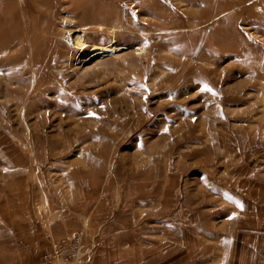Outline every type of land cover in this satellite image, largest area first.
<instances>
[{
  "label": "rangeland",
  "instance_id": "1",
  "mask_svg": "<svg viewBox=\"0 0 264 264\" xmlns=\"http://www.w3.org/2000/svg\"><path fill=\"white\" fill-rule=\"evenodd\" d=\"M0 264H264V0H0Z\"/></svg>",
  "mask_w": 264,
  "mask_h": 264
},
{
  "label": "bare ground",
  "instance_id": "2",
  "mask_svg": "<svg viewBox=\"0 0 264 264\" xmlns=\"http://www.w3.org/2000/svg\"><path fill=\"white\" fill-rule=\"evenodd\" d=\"M77 39H79V38H77ZM75 43H76V42H75ZM75 43H74V44H75ZM77 43H78V42H77ZM79 47H80V45H79ZM81 47H82V46H81ZM100 50H101V49H96L95 51H100Z\"/></svg>",
  "mask_w": 264,
  "mask_h": 264
}]
</instances>
